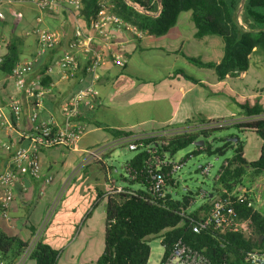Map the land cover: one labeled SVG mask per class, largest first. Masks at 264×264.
Listing matches in <instances>:
<instances>
[{
  "label": "crops",
  "instance_id": "1",
  "mask_svg": "<svg viewBox=\"0 0 264 264\" xmlns=\"http://www.w3.org/2000/svg\"><path fill=\"white\" fill-rule=\"evenodd\" d=\"M0 16H2V19H0L1 58L6 55L9 47H14L18 52V61L30 58L36 49V38L33 35V30L36 28L56 30L61 33L59 45L48 51L42 63L29 75L30 79L37 75H43L44 83L49 91L40 100L28 99L25 95L18 94L10 74L0 72V108L11 124L10 127L6 126L0 130L1 174L10 157V152L5 151L1 145L3 143L24 144V141L20 139V135L33 132L37 124L52 121L56 125H61L64 121L61 112L62 103L72 93L85 86L86 80L83 79L82 74L85 62L81 59V53H76V56L80 59V65L78 72L71 78H65L55 63L68 51L67 46L73 37L75 23L82 27H87V24L84 25L77 17L69 22L68 16L59 12V9L44 13L41 16V22L38 23L36 21L38 13L34 6L30 4L7 5L2 0H0ZM190 16L187 17L190 20L189 22L184 20L185 31L181 28L177 29L175 25L163 36L146 35L142 39H137L128 35L127 32L114 30L109 46L103 41H98L96 49L107 55L104 65L100 68V76L96 84L101 104L98 105V109H96L98 106L95 108L96 110L82 108L76 121L86 127L93 128V132L102 131L106 133L105 129L107 128L121 129L132 131L130 136L132 137L207 125L201 124L199 120H194L193 113L196 112L205 122L222 120L223 118H217L218 116L212 112V95L199 92L198 88L203 87L202 85L191 84L179 74H174V71L179 70L178 67H182L192 75L199 77L201 83H204V86H208L209 89L225 85V82L231 78L243 79L247 71L235 77H226L218 82L212 69L198 68L188 63L182 55L189 57H193L190 55L197 53L208 55L209 51L206 48L209 47L210 52H213L212 48L221 46L219 42L214 40L203 41L205 37L196 38L194 36L195 28ZM120 46L127 59L125 69L115 66L110 58L111 52L119 49ZM145 52L153 57L149 59L151 67L148 70H151L154 76L145 73L147 71L145 64L148 63ZM220 58H216L213 62L218 63ZM48 67H51L50 72H47ZM171 93L175 94V99L170 100ZM189 94H193V98L186 101L184 105V100ZM119 97L124 98V102L121 104L116 101ZM148 98L157 99L158 103L152 106L161 113L159 118L134 121L124 118L127 117L125 114L132 106L137 107L138 110L143 109V102ZM13 99L19 100L22 109L18 122L13 121L11 118L10 102ZM227 103L230 102L224 100L221 102V106L225 107ZM261 109L262 113L259 116L250 119L264 118V102ZM33 112L37 114L34 122L30 119ZM236 113L240 112L227 110L224 115H227L229 120H222L221 122H224V124L220 127H227L232 123L249 119L245 115L242 118L233 119L237 115ZM93 122H99L103 127H95ZM212 126L210 124V127ZM113 140L114 145H117L122 139L113 138ZM78 143L75 150L60 146L56 147L72 153H85V151H88L87 148L79 146ZM49 149L51 148L42 149L39 153L41 178L35 180L27 176H20L13 185L14 199L8 209L9 219L0 218V231L7 236L19 238L27 243L28 247L40 240L54 250L60 249L61 254L58 255L56 264H61V258L64 254L67 256V264H78L79 259H81L80 263L82 264H95L100 257V254L95 256L92 253L95 244V221L92 219V226H90L87 224V220L95 213L104 214L105 201L102 200L101 192L105 188V174L101 168L98 170L99 173L95 174L94 168L96 167L93 164L96 161L86 157L81 163L70 168L72 169V177L79 173L81 169L83 174H87L86 185L81 186L74 182V179L70 181L71 178L68 180H61V178L55 180L52 174L55 165L54 155L47 153L43 156V161L40 157L42 153H46ZM97 149L104 151L111 148L102 146ZM245 155L243 146V156L246 159ZM103 165L105 169H108L109 176L117 181L118 179L112 175L113 167L106 163V155L103 156ZM246 169L250 168L246 167ZM88 173H91V175H88ZM263 174L264 172L258 174L260 182L264 181ZM48 177H51L52 181L43 186L42 183ZM100 203H103L104 208L101 212L98 211V204ZM258 211L264 213V210L260 208H258ZM97 222L96 224H99ZM84 225H86L85 228ZM21 257L15 262H18ZM21 264H35V261L26 255L23 256Z\"/></svg>",
  "mask_w": 264,
  "mask_h": 264
},
{
  "label": "trees",
  "instance_id": "2",
  "mask_svg": "<svg viewBox=\"0 0 264 264\" xmlns=\"http://www.w3.org/2000/svg\"><path fill=\"white\" fill-rule=\"evenodd\" d=\"M100 1L81 0V9L78 12L67 6L61 7L59 12L66 14L69 22L77 17L86 25L89 19L95 18L101 10ZM105 2L113 5L123 21L131 23L138 31L155 37L163 36L172 29L181 13L190 12L195 28L194 36L220 38L223 44L222 57L218 63H204L194 57L182 56L195 67L212 69L218 82L226 77H235L246 72L252 54L264 57V0H105ZM126 2L137 6L139 11H135ZM17 62L18 52L14 47H9L6 55L0 60V72L10 74ZM178 69L174 74H179L191 84L204 86L199 77L182 67ZM82 74L86 80L83 69ZM42 81L45 85L44 78ZM98 108L99 106L96 109ZM243 109L249 119L232 123L227 127L216 125L222 120L201 121V124L213 126L206 130L197 127L194 130L186 128L182 129L184 130L182 133L167 138L142 140L144 146L155 151L161 161L166 160L158 171H154V174H160L164 178L165 185L159 192L152 191L153 181L146 173L148 153L146 149L136 150L135 156L123 164V167L129 166L132 169L129 174L134 178L125 177V171L123 176H119L121 182L128 183L125 190L130 193L106 194L102 189V200L105 201L104 248L95 264H147L151 253L148 238L159 235L164 247L163 257L169 252L172 243L181 239L190 248L202 253L209 264H244L243 256L247 251L264 250V214L259 211L252 212L245 203L235 205L241 217L250 216L247 225L250 230L248 237L236 233L218 234L212 229L195 234L188 227L187 218L197 219L205 215L214 194H206L202 197L203 202L194 209H190L193 199L189 196L175 198L178 184L173 178L174 162L170 159L178 151L200 140H203L204 144L196 146L198 153L204 151L208 155L220 156L228 149L232 151L231 158L220 167L215 179V185H221L222 189L232 191L240 185L246 167L256 174L264 172V118L250 119L259 116L262 109L255 106ZM93 125L103 127L99 122H93ZM228 128H234L241 134L253 133L262 140L260 154L256 160L249 162L244 158L243 142L240 139L235 143L227 139H218L221 145L213 148L214 140H211L213 133ZM105 130L114 139H126L132 135V131L112 128ZM185 160L186 158L179 162L184 163ZM97 163L105 174L106 185L108 169H105L103 159ZM134 184L140 188L134 189L132 187ZM168 190L170 193L165 197L158 196L160 192ZM218 195L222 196V190ZM26 252L35 264H56L59 254L58 250L52 249L40 240L28 247V244L19 238L7 236L0 231V259L4 264H13Z\"/></svg>",
  "mask_w": 264,
  "mask_h": 264
},
{
  "label": "built area",
  "instance_id": "3",
  "mask_svg": "<svg viewBox=\"0 0 264 264\" xmlns=\"http://www.w3.org/2000/svg\"><path fill=\"white\" fill-rule=\"evenodd\" d=\"M2 2L7 5L30 4L34 6L38 13L36 18L38 23L41 22V16L44 13L54 12L63 6L70 7L74 12H78L81 9V0H2ZM127 4L133 6L139 11L137 6L132 5L129 2H127ZM0 19H2V16H0ZM121 29H126L133 36L138 38H142L144 34L141 31H138L135 27H130L119 19L107 15L104 10H100L95 18L89 19L87 28L75 23L73 37L67 46L68 51L56 61L55 65L63 73L65 78H71L79 70L80 59H78L76 53H81V59L85 62L83 71L86 75V84L80 90L72 93L62 103L61 112L64 121L61 125H56L52 121L43 122L37 124L33 132L20 135V139L21 141H24V144L16 145L14 143H3L1 145L5 151L10 152V157L3 173L0 174V218L4 220L9 219L8 209L10 203L14 199L13 185L20 176H27L35 180L41 178V166L39 160L40 150L56 146L64 147L69 150L76 149L78 141L86 130L84 124H80L76 121L82 108L85 107L88 110H94L101 104V101L98 98L96 84L100 76V68L104 65L107 55L103 53V51H98L96 49V43L98 41H103L109 46L113 38V31H121ZM33 35H35L36 38L35 52L30 58L18 61L13 67L10 77L13 80L14 88L18 94H23L28 99L40 100L43 95L49 91V89L43 85V75H37L32 79H30L29 75L42 63L46 53L59 45L61 41V33L56 30L52 31L44 28H36L33 30ZM1 47L2 43L0 41V49ZM110 58L111 62L119 68H124L127 63V59L122 52L121 46L119 49H115L111 52ZM50 71L51 67H48L47 72ZM10 110L12 120L18 122L22 111L18 99L11 100ZM36 118L37 114L33 112L30 117L31 121L34 122ZM6 126L10 127L11 124L3 115L0 108V130ZM208 127L210 128V125H202L197 128L206 130ZM173 131H175V134L181 133L180 130ZM160 135H164V132L140 136L130 140L127 144L130 151L146 149V152L148 153L146 173L153 181V192H159L160 188L165 185L164 178L160 174H154V171H158L160 167L164 165L166 160L161 161L155 151L150 150L148 146H144L142 140L153 138L158 139L160 138ZM101 152L100 149H96L85 151V154L87 155V158L93 159L97 162L102 161V155H100ZM183 165L184 163L181 162L173 163L172 169L176 173ZM122 169L126 172V175H124L125 177L130 179L134 178L129 174L132 172V169L129 166H124ZM205 172H208L207 168L205 169ZM51 181L52 178L48 177L42 184L45 186ZM113 181L114 180L108 174L107 183L112 184ZM112 187V191H105L106 194L130 193L125 190L126 186L124 185H113ZM169 193V190L162 191L158 196L163 198ZM258 202L259 196L251 188H241L240 186L232 191L223 189L222 196L217 195L213 197L209 205L210 207L205 215H202L197 219L187 218L188 227L195 234L212 229L218 234L236 233L248 237L250 235V230L247 225L250 222V216H247L246 218L241 217L235 209V205L245 203V206L251 208L253 212L258 211ZM26 255L27 252L22 255L18 262L13 264H21L23 256ZM243 261L244 264H264V250L247 251L243 256ZM0 264H4L1 259ZM159 264L209 263L202 253L193 250L181 239H178L172 243L169 252L162 257Z\"/></svg>",
  "mask_w": 264,
  "mask_h": 264
},
{
  "label": "rangeland",
  "instance_id": "4",
  "mask_svg": "<svg viewBox=\"0 0 264 264\" xmlns=\"http://www.w3.org/2000/svg\"><path fill=\"white\" fill-rule=\"evenodd\" d=\"M127 3V2H126ZM128 6L132 7L135 11H137L136 8L133 6L127 4ZM101 10H104L105 13L109 16H113L116 19H119L124 24L135 27L129 22H125L120 18L115 11L112 4L105 2V0L100 1ZM190 15V12L181 13L178 16L176 28L182 29L185 31V24L184 20L190 21L187 19V17ZM84 24V22H83ZM87 28V27H84ZM121 31L127 32L128 35L131 37L133 36L129 31L126 29H121ZM147 34L144 33L143 37ZM142 37V38H143ZM19 38V37H18ZM138 38V37H137ZM139 38V39H142ZM214 40L216 42H219L222 46V41L217 36H207L204 38L203 41H210ZM219 48H212L213 52H210V48H206L207 51H209L208 55H203L202 53L193 54L190 56H193L194 58L199 59L200 61H211L213 62L216 58H220L222 55V47ZM147 56L148 63L145 64L146 70L145 73L149 76H154L153 72L151 70H148L151 67V63L149 62V59H152L153 57H150L149 53L145 52ZM218 56V57H217ZM220 56V57H219ZM156 58V57H154ZM157 59V58H156ZM117 69V68H116ZM194 69V68H193ZM192 69V70H193ZM185 80V79H184ZM186 81V80H185ZM198 91L201 93H206L207 95H212L211 100V107L212 112L214 115H217V118H223L222 120H229L227 118V115H224L227 110H234L237 115L234 116L233 119H239L242 118L245 113V110L243 108H250V107H262L264 102V57L259 54H252L250 57L249 67L246 72V76H244L243 79H236L231 78L227 82H225V85L218 86L216 88L209 89L208 86H203L201 88H198ZM198 94V93H196ZM170 100L175 99V94H170ZM193 94H189L185 100V102L192 99ZM227 100L230 102L225 107L221 106V102ZM118 103H123L124 98L119 97L116 99ZM158 103L157 99L151 98L146 99L143 102V109L138 110L137 107H131L130 110L125 114L127 117V120L134 121L139 119H156L161 116V113L153 108L152 105H155ZM210 103V102H209ZM183 105V106H184ZM243 112V114H242ZM198 113H193L194 120L204 121L203 118L200 115H197ZM237 116V118H235ZM215 117V116H214ZM231 120V119H230ZM224 124V122H220L217 124V126H221ZM190 130H194L195 127H189ZM173 130H179V129H173ZM173 130H166L164 131V135H160V138H167L170 135L175 134ZM93 128L86 127V130L83 133V138L81 136L79 140V146L87 148L88 150L97 149L98 147H108L111 149L104 150L100 153L101 158L103 159V156L106 155V163L107 165H110L113 167L112 169V175L114 178L118 179L117 181H113L112 184H106L104 191H112L113 185H124L128 186V183L121 182V179L119 178V175H124L123 171V164H125L127 161L132 159L136 152L130 151L127 147V144L130 140L138 138L140 136H147V135H135L130 138L122 139L120 142H118L117 145H114V140L108 134L107 132L97 131L93 132ZM181 133L184 130H181ZM163 133V132H162ZM179 134V133H177ZM150 135V134H148ZM230 136V137H229ZM232 136V137H231ZM227 139L228 141H233L235 143L237 139H240L244 144V152L245 157L248 161L256 160L259 157L260 154V147L262 144V140L255 134L246 133L241 134L234 128H228L225 130H221L218 132L213 133L211 140L213 139L214 142L212 143L213 148L220 146L221 144L218 142V139ZM210 141V140H209ZM47 153H50L54 155L55 157V165L53 166V177L55 180L60 179H74V182H77V184L84 186L87 183L88 177L87 174H83V170L81 169L79 173L75 174L73 177L71 175V167H75L81 161H83L87 155L85 153H72L70 151L63 150L59 147H52L46 153H42L40 155L41 161L43 156H45ZM61 153H63L61 155ZM108 156V157H107ZM232 156V151L230 149L226 150L223 155H208L206 152L201 151L197 152L196 146L193 144L187 146L186 148L178 151L170 160H172L174 163L181 161L182 159L186 158L184 165L182 168L177 171L173 178L175 182L178 184V190L177 195L175 198L180 199L182 196H189L191 199H193L192 206L190 209H194L198 207L202 202V197L206 194L212 193L214 196H217L222 189L221 185H215V177L217 176L220 167L224 164V162L228 159H230ZM168 159V158H167ZM167 160L168 162L170 161ZM96 168L95 174L99 173V164L95 162L93 164ZM208 169V172H205V169ZM88 175H91V173H88ZM264 175V174H263ZM259 175L253 172L252 169H246L241 177L240 186L241 188H248L254 190L259 196V202H258V208L261 210H264V181H259ZM84 179V181H83ZM240 186H237L236 188H239ZM134 189L140 188L139 185L134 184L132 186ZM61 191V189H60ZM103 203L98 204V211H103ZM92 219L95 221V244L92 249V253L97 256V254H102L103 248H104V214L95 213L92 215L90 219L87 220V224L92 226ZM99 222V224H96V222ZM97 222V223H98ZM86 225H84V228ZM98 237V238H97ZM98 240V241H97ZM148 244L151 249V253L149 256V260L147 264H159L162 260L163 253H164V247L161 244V236H154L148 238ZM58 255L61 254V250H58ZM66 255L61 258V264H67L66 263ZM80 260H78V264L80 263Z\"/></svg>",
  "mask_w": 264,
  "mask_h": 264
},
{
  "label": "water",
  "instance_id": "5",
  "mask_svg": "<svg viewBox=\"0 0 264 264\" xmlns=\"http://www.w3.org/2000/svg\"><path fill=\"white\" fill-rule=\"evenodd\" d=\"M203 144H204L203 140L193 143L194 146H202Z\"/></svg>",
  "mask_w": 264,
  "mask_h": 264
}]
</instances>
